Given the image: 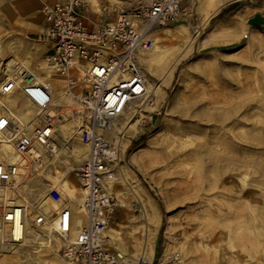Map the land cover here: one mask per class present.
Listing matches in <instances>:
<instances>
[{
    "label": "rangeland",
    "instance_id": "rangeland-1",
    "mask_svg": "<svg viewBox=\"0 0 264 264\" xmlns=\"http://www.w3.org/2000/svg\"><path fill=\"white\" fill-rule=\"evenodd\" d=\"M19 1L26 0H0V62L7 57L2 63L7 74L41 76L45 66L39 61L50 45L39 33L18 28L27 30ZM205 1L185 0L179 21L168 24L184 25L183 38L154 34V47L145 54L151 57L159 47L169 73L164 83L151 78L160 93L143 107L141 118L132 119L138 121L136 132L106 131L118 151L112 187L119 205L109 227L113 236L108 230L109 246L120 254L121 264H264V30L231 45L210 43L204 40L208 22L194 27ZM223 1L224 6L234 0ZM132 2L101 0V7L88 10V20H114ZM241 2L246 0L235 7ZM30 23L38 25V19ZM12 56L18 64L8 60ZM77 126L61 124L59 173L79 190L73 169L87 148ZM135 155L138 163L132 162ZM36 183L32 198L46 196L43 180ZM73 204L76 209L81 203ZM37 237L44 240L40 251L24 246L0 252V264H32L23 262L29 256L34 264L60 259L59 248H52L53 234Z\"/></svg>",
    "mask_w": 264,
    "mask_h": 264
},
{
    "label": "built area",
    "instance_id": "built-area-1",
    "mask_svg": "<svg viewBox=\"0 0 264 264\" xmlns=\"http://www.w3.org/2000/svg\"><path fill=\"white\" fill-rule=\"evenodd\" d=\"M184 2L133 0L114 20L92 24L89 0L42 1L43 37L51 46L46 82L31 72L7 74V57L0 62V230L6 242L22 245L53 234L52 248L70 264H121L108 234L119 205L112 187L118 151L103 130L114 119L142 117L153 76L140 55L153 48L155 30L179 21ZM61 124H78L87 148L73 169L83 212L74 209L60 179L48 181V170L63 171L64 152L56 147L65 138ZM37 180L58 205L52 213L44 212L46 199L31 196Z\"/></svg>",
    "mask_w": 264,
    "mask_h": 264
},
{
    "label": "bare ground",
    "instance_id": "bare-ground-1",
    "mask_svg": "<svg viewBox=\"0 0 264 264\" xmlns=\"http://www.w3.org/2000/svg\"><path fill=\"white\" fill-rule=\"evenodd\" d=\"M89 2H90V5H91V0H89ZM92 2L93 3L91 5V7L92 6L93 7H97V6H100L101 7L102 6L101 0H92ZM223 2H224L223 0H206L204 2V5L201 2L200 6H199L200 16L196 20V22L194 24V27L196 29H198L201 25L206 24L209 21V19L220 9V7L223 5ZM98 10H100V9L98 8L97 11ZM40 14L42 16V13L41 12H40ZM90 20L93 23H96L98 21V20H93L92 19L91 13H90ZM32 26H37V25L34 24ZM186 31H187V28L184 25H178L176 27H169V25H165V26H163V27L158 28L157 30H155L154 34L160 33L161 36L166 37V38H183L182 37V34L184 32H186ZM154 51H155V54L152 55L151 57L146 56L148 54V52H147V54H145V52L142 53L140 55L141 64L144 67V69L150 75H152L153 77L157 78L159 81H161V82L164 83L165 82V79L168 77V73H169L162 66V62H164L163 61L164 52H162V50L159 47H155L154 48ZM8 60L11 63H13V65L18 64L17 60L13 56L10 57ZM4 66L5 67L3 68V70L6 73L8 67L5 64H4ZM11 70H14V69H11ZM10 73H11V71H10ZM49 74H50V72L48 70V67L47 68L45 67L44 73L41 76H36V77L38 78L39 81H43V80H45V79H47L49 77ZM31 79L32 78H30L29 80H31ZM44 82H46V81H44ZM148 84H149L148 85L149 96H148V100L144 103V106L143 107L147 106V102H150L154 97L156 98L157 96H159V93H160V84L154 82V80H152L151 78H148ZM142 113H143V110H142ZM115 120L116 121H119V123H117V124L114 123ZM112 121L108 122L107 123V128L105 130H103V132H104V134L106 136H107V132L106 131H108V129H109V131L110 130H122L123 129L126 132H129L130 134L136 132L135 131L136 130V124H137L138 121L137 122H133V120L131 118H117V119H114V122H112ZM110 133H111V131H110ZM56 147L57 148L59 147L62 150V143L59 142V144ZM132 162L138 163V156L137 155H135L132 158ZM48 172H49L48 181H57V180L60 179V181L63 182V186H64L63 188L66 190L68 196L72 199V201L74 203H75V201H78V203H81L82 204V199H81V196H80V193H79L80 191L76 187V183L74 181H72V182L67 181L66 179L63 178L62 174H60V173L57 175L55 173V171H54L53 168H51V170H48ZM60 176H62V177H60ZM40 198L46 199L45 202H44V204H43L44 212H46V213H52V212H54L55 209L58 208L57 203H55L54 201L50 200L47 197V195L44 196V197H40ZM48 202H51L53 205L51 207H49L47 205ZM81 204H80L79 207L76 208V210H78L79 212H83V209L81 207ZM72 206L75 207L76 204H73ZM114 214H115L114 212L111 214V218H112V215H114ZM153 225H154V223H153ZM108 230L110 232V235L113 236V229L109 228ZM5 240L6 239L4 237V234L0 230V252H6L8 250L9 251H12V252H17V249L18 248H21V247H24V246H28L27 248H29V247L32 248V250L35 252L36 250L40 251L41 248H42V246L44 245V240L41 239V238H38V237L37 238H29V239H27L25 241V244H22V245L12 244V243L6 242ZM25 249H24V251L26 252L27 249L26 250ZM33 251H32V253H33ZM28 253H29V251H28ZM23 254H26V253H23ZM29 254L31 255V253H29ZM151 254H152V250H151ZM118 256L121 257L120 254H118ZM29 257L28 258H25V259L23 258L24 259L23 262L30 261L32 264H34L36 262V260H34L33 258L31 260V259H29ZM21 258H22V255H21ZM37 258H38V256H37ZM49 263H50V261L44 260V264H49ZM53 264H70V263H68L66 260H64L62 257H60V259L55 260L53 262Z\"/></svg>",
    "mask_w": 264,
    "mask_h": 264
},
{
    "label": "crops",
    "instance_id": "crops-1",
    "mask_svg": "<svg viewBox=\"0 0 264 264\" xmlns=\"http://www.w3.org/2000/svg\"><path fill=\"white\" fill-rule=\"evenodd\" d=\"M42 1L53 2L54 0H26L22 3L19 1V7L21 8L20 16L27 22L26 29L28 31L17 25L24 33H39L40 38L44 35L46 22L43 15L41 16L40 10L36 5L40 4L39 8L41 9ZM237 1L240 2L243 0H234L228 2L227 4H225V2V5H222L220 9L209 19L208 25L211 26V29L204 40L213 44L217 41L222 42L223 44L221 45H231L241 41L247 33L253 34L259 32L260 30H264V0H246V2H241L240 6L235 7V3H237ZM37 19L38 25L32 26L30 22L37 21ZM44 41L49 43L46 40ZM26 46L28 47V45ZM28 57L29 59L32 58L31 56ZM28 57L25 56V58ZM39 65L47 68L45 59L40 60ZM151 258L152 255L150 256V259Z\"/></svg>",
    "mask_w": 264,
    "mask_h": 264
}]
</instances>
